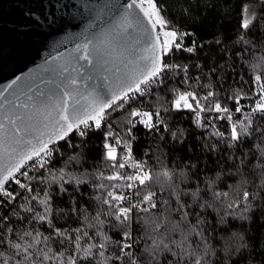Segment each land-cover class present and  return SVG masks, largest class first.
<instances>
[{"label": "snow or ice", "instance_id": "obj_1", "mask_svg": "<svg viewBox=\"0 0 264 264\" xmlns=\"http://www.w3.org/2000/svg\"><path fill=\"white\" fill-rule=\"evenodd\" d=\"M82 2L87 23L74 37V46L45 59L39 73L15 76L0 87V205L5 202L11 204L17 197L29 203L37 201L42 212L27 206L25 210L34 213L30 219L40 224L46 223L53 233L45 236L36 229L16 238L11 227L6 232L0 230V246L7 244L15 250L11 257H4L0 252V257H4L2 264H9L10 260L14 264H45L47 261L52 264H80L82 260L92 264L91 258L96 255L93 249L104 257L110 243L119 247L115 259L121 260L122 264H126L125 257L130 264H144L133 252L141 239L151 241L145 245L150 257L149 264H211L208 259L210 245L205 235L208 222L202 213L206 207L213 205L207 201L199 202V188L184 191L174 182L168 184L167 196L163 187L158 195L156 185L159 177L145 161L135 159L132 149V142L136 138L133 130L137 125L149 130L158 129L164 123L161 108L164 112L171 110L163 104L155 111H147L136 105L142 104L154 87L162 85L168 73H184L180 83L187 84V66L171 63L169 59L181 52L192 54L201 46L194 40L192 46L185 44L186 38L193 33L180 31L171 25L157 0ZM244 13L241 27L247 30L252 18L247 8ZM22 15L26 23L13 29L21 36H27L33 25L43 27L55 22L48 19L50 14L41 17L31 9ZM10 54L16 56V49L13 48ZM3 58L4 47L0 45V60ZM250 92L251 95L241 89L239 93L226 98L234 101V111L241 113L243 120L234 121L233 109L226 103L222 104L217 93L211 90L200 97L192 91L174 88L173 99L169 103L176 111L188 109L194 112L195 121L200 127L207 126L201 123L200 114L204 112H215L218 115L214 119L230 121L228 135L229 146L232 147L241 143L244 136L257 132L264 136V129L258 124L253 128L255 118L264 120V77H254ZM244 99L251 101L247 112L241 103ZM115 113L121 114L119 120ZM92 131H104V167L96 170L95 177L109 182L95 186L99 192L96 200L102 207L94 218L95 223H88V227L96 229L94 236L84 228L56 227L53 223V197L47 190L53 183H59L60 191L65 192L64 183L74 182L78 186L87 182L62 169L54 172L53 167L56 154L63 155L61 149L64 145L74 149L82 144L86 146L88 134ZM73 134L80 138L81 144L72 143ZM176 135L173 133V138ZM213 135L225 136L219 130ZM255 147L258 152L251 153L252 160L256 162L252 167L259 169L262 178L257 187L264 190V144L257 143ZM239 159L240 165L245 168L251 164V160L246 162L243 158ZM105 170H109L110 174L106 175ZM163 175L171 180L167 171ZM247 183L241 177V187L235 189L237 197L226 204L229 193L216 191L213 182L208 184L213 199L225 206L221 219L229 215L248 218L244 214L251 210L259 192H249L243 187ZM12 184L31 195L22 196L21 191L9 190ZM38 184L47 185L43 189V198L36 191ZM188 196L191 203L182 199ZM72 211L77 212L74 200ZM101 215L114 217L117 224L112 227L118 228L120 239L112 241L104 231L105 221L100 219ZM191 217L196 218L195 223ZM7 219L5 215L3 220ZM135 224H142L143 236L134 234ZM193 236L198 237L199 241L193 240ZM54 238H58L59 244L72 246L66 260L67 247L58 254L52 253L50 247L47 252L40 247L42 244L47 246ZM85 238L94 242L84 247L80 241ZM201 242L203 248L198 251ZM194 244L196 247H193ZM241 247H247V244ZM211 254L215 255V251Z\"/></svg>", "mask_w": 264, "mask_h": 264}, {"label": "trees", "instance_id": "obj_2", "mask_svg": "<svg viewBox=\"0 0 264 264\" xmlns=\"http://www.w3.org/2000/svg\"><path fill=\"white\" fill-rule=\"evenodd\" d=\"M157 3L162 5L163 14L171 25L180 31L193 33L186 38L185 44L192 46L194 40L201 47L192 54L181 52L169 59L171 63L187 66L189 77L187 84L180 83L184 73H168L165 82L154 87L151 94L143 99L142 104L136 105L147 111H155L163 104L171 110L164 112L161 108L164 123L160 124L158 129L149 130L143 125H137L133 130L136 137L132 142L133 156L137 161H145L148 168L159 177V183L156 185L158 195L163 187L164 195L167 196L168 184L174 182L184 191H194L199 188L201 190L199 202L207 201L213 205L206 207L202 213L208 222L205 225V235L210 245L208 259L211 264H264V190L257 187L262 177L259 175V169L252 167L256 162L251 157V153L258 152L255 145L264 144V136L258 132L244 136L241 143L230 147L228 135L230 121L214 119L218 115L215 112H204L200 114L201 123L207 126L200 127L195 121L194 112L188 109L176 111L169 103L173 99L174 88L192 91L200 97L211 90L217 93V98L222 104L226 103L233 109L234 121L244 119L241 113L234 111V101L226 98L239 93L241 89L251 95L250 87L254 77L256 75L264 77V0H157ZM245 8L252 18L247 30L241 27L245 18ZM205 85L210 87H204ZM241 103L245 106V112L250 110L251 101L244 99ZM120 115V113L114 114L117 120ZM209 118H213L210 123ZM257 124L264 129V120L255 118L253 128ZM216 130L223 132L224 138L213 135ZM173 133L177 134L176 138H173ZM103 137L104 131H92L88 134L86 146L82 144L80 148L74 149L64 145L61 149L63 155L56 154L54 172L62 169L87 181L78 186L74 182L64 183L63 187L67 190L65 192L60 191L59 183H53L47 189L53 197V223L56 227L84 228L89 235L94 236L96 229L88 227V223L89 221L95 223L94 218L102 207L96 200L99 192L95 186L99 183H109L106 180H97L95 177L96 170L104 167ZM72 143L81 144V140L73 134ZM239 158L245 159L246 162L251 160V164L245 168L240 165ZM165 171L170 174V181L169 177L163 175ZM105 174H110V171L105 170ZM241 177L248 181L243 187L252 193L259 192V196L253 200L251 210L244 214L247 219H240L237 215L224 216L221 219L225 206L213 199L208 184L213 182L216 191L229 193L226 204L227 201L237 197L238 193L235 189L241 187ZM46 187L47 185L44 184L36 186L41 198ZM9 190L22 192L15 184H12ZM30 195L22 192V196ZM182 199H186L188 203L192 202L190 196ZM73 200L77 208L75 213L72 211ZM25 206L35 208L39 212L43 211L37 201L29 203L21 197H17V200L11 204L5 202L0 205V230L6 232L7 228L11 227L16 238L26 231L36 229L45 236L52 235V230L46 223L40 224L35 219H30L34 213L26 211ZM236 211L238 213L239 209ZM5 215L8 217L7 220H3ZM85 217L88 219L85 220ZM100 219L105 221L104 231L112 241L120 239L118 228L112 227L117 224L114 217L101 215ZM190 219L195 223V217ZM134 234L144 235L142 224L134 225ZM192 239L199 241L195 236ZM57 240L58 238H54L47 246L42 244L40 247L45 252L50 247L52 253L57 254L67 247L66 260L72 251V246L67 243L59 244ZM17 242L20 241L17 239ZM93 242L94 240L89 241L87 238L80 241L84 247ZM150 243L151 241L141 239L133 249L136 258L143 260L144 264H149L150 257L145 251V245ZM245 243L247 247H241ZM193 247L196 245L194 244ZM202 248L201 242L198 251ZM14 251L7 244L0 246V252L4 257H11ZM93 251L96 255L91 258L92 264L98 262L122 264L121 260L115 259L119 252V247L115 243L107 246L104 257L99 256L97 249ZM212 251H215V255L211 254ZM4 257H0V264ZM124 261L130 264L127 257ZM9 264L14 262L10 260ZM45 264L52 262L47 261ZM80 264H88V262L82 260Z\"/></svg>", "mask_w": 264, "mask_h": 264}, {"label": "water", "instance_id": "obj_3", "mask_svg": "<svg viewBox=\"0 0 264 264\" xmlns=\"http://www.w3.org/2000/svg\"><path fill=\"white\" fill-rule=\"evenodd\" d=\"M29 9L41 17L48 13V19L55 22L43 27L33 25L27 36H21L13 29L26 23L22 13ZM86 23L87 13L82 0H0V45L4 47V58L0 60V87L15 76L39 73L45 59L74 46V37ZM13 48L16 56L10 54Z\"/></svg>", "mask_w": 264, "mask_h": 264}, {"label": "built area", "instance_id": "obj_4", "mask_svg": "<svg viewBox=\"0 0 264 264\" xmlns=\"http://www.w3.org/2000/svg\"><path fill=\"white\" fill-rule=\"evenodd\" d=\"M133 149V148H132Z\"/></svg>", "mask_w": 264, "mask_h": 264}]
</instances>
